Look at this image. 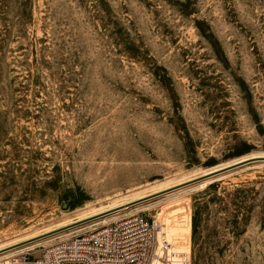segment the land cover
<instances>
[{"label":"rangeland","instance_id":"obj_1","mask_svg":"<svg viewBox=\"0 0 264 264\" xmlns=\"http://www.w3.org/2000/svg\"><path fill=\"white\" fill-rule=\"evenodd\" d=\"M136 212L264 264V0H0V264Z\"/></svg>","mask_w":264,"mask_h":264},{"label":"built area","instance_id":"obj_2","mask_svg":"<svg viewBox=\"0 0 264 264\" xmlns=\"http://www.w3.org/2000/svg\"><path fill=\"white\" fill-rule=\"evenodd\" d=\"M192 264L191 248L178 246L160 219L136 212L73 235L33 257L20 254L1 264Z\"/></svg>","mask_w":264,"mask_h":264},{"label":"bare ground","instance_id":"obj_3","mask_svg":"<svg viewBox=\"0 0 264 264\" xmlns=\"http://www.w3.org/2000/svg\"><path fill=\"white\" fill-rule=\"evenodd\" d=\"M122 205H124V204H122ZM129 207V206H128ZM125 208H127V206L125 207ZM125 208H123V209H125ZM121 210V209H120ZM120 210H118V211H120ZM117 211H115V212H113V213H115V214H113V216H111V217H109V218H106V217H104L103 216V218H101L102 220L100 221V220H97L98 218H96V219H92L91 221H90V223H94V224H99V223H106L107 222V219H110V218H112V217H114V218H116V217H118L119 216V214H118V212L116 213ZM79 221V220H78ZM84 224L82 223V224H80V225H78V226H74V227H72V228H69V229H75V228H79V227H82Z\"/></svg>","mask_w":264,"mask_h":264},{"label":"water","instance_id":"obj_4","mask_svg":"<svg viewBox=\"0 0 264 264\" xmlns=\"http://www.w3.org/2000/svg\"><path fill=\"white\" fill-rule=\"evenodd\" d=\"M171 190H173V189H166V190H164V191H159V192L154 193V194H152V195H148L147 197H144V198L138 199V200H136V201H133L132 203L141 202V201H144V200H147V199H150V198L156 197V196H158V195L164 194V193L169 192V191H171Z\"/></svg>","mask_w":264,"mask_h":264}]
</instances>
